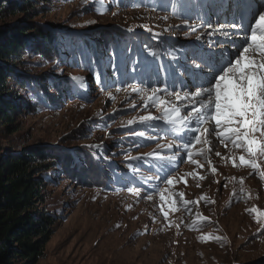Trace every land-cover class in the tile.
<instances>
[{
  "label": "rangeland",
  "instance_id": "obj_1",
  "mask_svg": "<svg viewBox=\"0 0 264 264\" xmlns=\"http://www.w3.org/2000/svg\"><path fill=\"white\" fill-rule=\"evenodd\" d=\"M241 2L48 0L38 5L33 21L52 33L51 47L46 52L28 46L16 61L28 81L9 79V88L27 106L13 126L0 131L6 150L46 152L44 164L50 168L42 172L46 182L38 208L58 220L38 264H264V216L258 219L250 211L264 212V154L256 155L258 169L241 164L240 156L249 159V154L231 138L216 135L222 129L208 108L193 113L187 127L169 123L164 112L175 107L187 117L192 105L207 104V95L195 97L196 89L181 82L195 79L196 65L211 72L204 62L212 54L227 49L221 61L227 66L229 52L243 50L250 29L230 30L254 23L261 4L255 0L248 12ZM177 4L179 13L173 11ZM23 18L5 15L0 27ZM226 33L234 44L216 42ZM247 55L261 59L252 48ZM200 79H206L203 73ZM153 88L167 90L150 99ZM146 116L152 119L141 120ZM188 151L198 164L188 159Z\"/></svg>",
  "mask_w": 264,
  "mask_h": 264
},
{
  "label": "trees",
  "instance_id": "obj_2",
  "mask_svg": "<svg viewBox=\"0 0 264 264\" xmlns=\"http://www.w3.org/2000/svg\"><path fill=\"white\" fill-rule=\"evenodd\" d=\"M5 1L0 4L1 18L18 14L24 18L0 27V131L13 126L27 106L17 90L9 88V79L28 81L16 61L28 46L49 51L52 35L33 21L38 5L48 0ZM46 159L43 150H6L0 136V264H38L45 254L58 220L38 208L46 182L42 172L50 168Z\"/></svg>",
  "mask_w": 264,
  "mask_h": 264
},
{
  "label": "snow or ice",
  "instance_id": "obj_3",
  "mask_svg": "<svg viewBox=\"0 0 264 264\" xmlns=\"http://www.w3.org/2000/svg\"><path fill=\"white\" fill-rule=\"evenodd\" d=\"M261 7L257 8L256 12L252 15V20L254 23L248 22L246 26L241 25L239 29L233 27L230 31L235 33L237 30L248 32L250 29V35H247L243 41L241 47L243 50L240 51L239 48L233 53L229 52V58L226 62L227 66H221V61L223 60L224 52L227 49H222L218 53L212 54L209 57V61L216 58L215 64L205 61L207 67L212 68L211 72H204L200 65H196L194 68L193 75L195 79L191 82L182 81V87L195 88L193 95L195 97H201L207 95L209 97L206 105H201L196 107L192 105V112L189 113L187 117H181L179 115L178 108H165V119L171 124H183L187 127L188 122L191 120L193 113L197 116L205 109L208 108L212 110V119L215 121V126L217 129H222L216 133L217 136L231 138L233 145L236 147H243L249 154V159L245 156H240V163L249 165L252 169H258V164L256 160V155L259 152L264 154V0H260ZM174 12L179 13V4L173 9ZM243 19V18H241ZM232 23L236 24V19L233 17ZM192 27L191 25H186ZM194 30V29H193ZM219 31L224 32L223 26ZM199 39V38H198ZM217 43L234 44L235 41L229 39V35L226 33L223 36L216 37ZM246 45V46H244ZM255 49L261 53V59L257 60L254 57L247 55L249 49ZM151 56H155V53H149ZM235 56V60H232V56ZM114 71H118V68H114ZM217 71L219 74L217 75ZM203 73L206 78L201 81L200 74ZM211 77V79H207ZM82 79V78H74ZM214 80V83L212 81ZM163 82V81H161ZM211 85L210 87H204V83ZM173 85H168L172 87ZM165 89L153 88V96L150 99H155L156 93L159 91H166ZM119 91V89H117ZM133 92L140 91L139 88L133 87ZM214 94V99H212ZM177 99H181L177 93ZM152 117L146 116L141 117V120H151ZM132 124L133 121H128ZM195 132L199 133V129H194ZM207 131V129H205ZM259 134V135H257ZM139 135L143 136L144 133ZM195 142L201 141V134H196L194 137ZM224 141L221 140V143ZM204 143H207L205 140ZM185 149L189 148V144L185 143L183 145ZM168 149H172L173 145L168 144ZM217 156L220 155L219 152L216 153ZM193 153L191 151L187 152L188 159L192 160ZM158 159H172L175 160L176 157H157ZM192 163L198 164L196 160H192ZM202 167V165H200ZM131 167V164H129ZM212 172H216V168H212ZM262 179H264V172L260 173ZM167 183L172 184L173 179L171 177L167 178ZM129 191H132L129 188ZM137 195H139V189L136 190ZM183 197V193H180ZM207 199V197H203ZM165 197L161 195V200ZM185 201V204H188ZM250 211L257 214V218L264 216V212H258L256 208ZM165 218H167L168 213H164ZM203 238H213L216 237H202Z\"/></svg>",
  "mask_w": 264,
  "mask_h": 264
},
{
  "label": "bare ground",
  "instance_id": "obj_4",
  "mask_svg": "<svg viewBox=\"0 0 264 264\" xmlns=\"http://www.w3.org/2000/svg\"><path fill=\"white\" fill-rule=\"evenodd\" d=\"M255 0H242L241 4L244 7V9H247L246 11H250V8H252Z\"/></svg>",
  "mask_w": 264,
  "mask_h": 264
}]
</instances>
